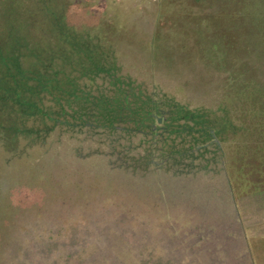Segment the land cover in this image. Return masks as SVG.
<instances>
[{
	"label": "rangeland",
	"instance_id": "obj_1",
	"mask_svg": "<svg viewBox=\"0 0 264 264\" xmlns=\"http://www.w3.org/2000/svg\"><path fill=\"white\" fill-rule=\"evenodd\" d=\"M6 17L32 45L51 18L96 36L159 101L227 125L202 156L166 155L192 134L164 114L156 132L0 128V264H264V0H0Z\"/></svg>",
	"mask_w": 264,
	"mask_h": 264
},
{
	"label": "trees",
	"instance_id": "obj_2",
	"mask_svg": "<svg viewBox=\"0 0 264 264\" xmlns=\"http://www.w3.org/2000/svg\"><path fill=\"white\" fill-rule=\"evenodd\" d=\"M50 21L52 44L28 43L7 17L4 28L0 25V128L35 132L22 126L35 117L43 133L55 126L156 132L161 125L154 127L151 121L164 114L163 127L170 128L163 131L192 134L183 150L170 142L166 155L193 148L199 152L196 156L206 150L202 142L226 128L224 120L212 121L206 111L191 110L171 96L159 101L120 71L98 37Z\"/></svg>",
	"mask_w": 264,
	"mask_h": 264
},
{
	"label": "water",
	"instance_id": "obj_3",
	"mask_svg": "<svg viewBox=\"0 0 264 264\" xmlns=\"http://www.w3.org/2000/svg\"><path fill=\"white\" fill-rule=\"evenodd\" d=\"M157 119H159V117H157Z\"/></svg>",
	"mask_w": 264,
	"mask_h": 264
}]
</instances>
